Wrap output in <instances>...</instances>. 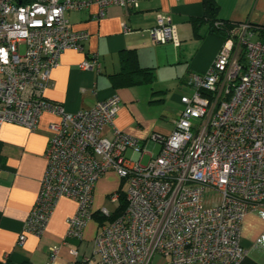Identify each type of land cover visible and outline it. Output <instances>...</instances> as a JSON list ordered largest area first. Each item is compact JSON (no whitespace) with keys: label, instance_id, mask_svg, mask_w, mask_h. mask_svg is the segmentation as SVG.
Returning <instances> with one entry per match:
<instances>
[{"label":"built area","instance_id":"built-area-1","mask_svg":"<svg viewBox=\"0 0 264 264\" xmlns=\"http://www.w3.org/2000/svg\"><path fill=\"white\" fill-rule=\"evenodd\" d=\"M140 0H0V128L15 123L34 131L39 116H59L48 126L46 166L38 196L17 243L28 234L44 233L61 197L76 202L66 219V237H82L93 217V189L113 171L128 184L126 206L112 221L99 225L94 251L81 262L90 264H239L245 214L264 203V39L248 22L234 25L203 73H191V95L181 97L182 109L168 135L153 133L148 141L160 149L147 163L140 140L115 124L120 106L114 94L88 109L67 112L45 99L50 72L66 49L82 50L85 31H73L65 14L96 4L95 18L108 6L127 10ZM123 31L129 28L122 24ZM157 44L179 45L175 24L157 14L148 30ZM96 67L97 54L81 63ZM105 127L112 138L103 134ZM130 152V155L127 153ZM219 195L210 206L205 196ZM118 192L109 195L118 201ZM109 217L112 212L98 208ZM70 254L75 258L76 249ZM51 246L44 264H52Z\"/></svg>","mask_w":264,"mask_h":264},{"label":"crops","instance_id":"crops-1","mask_svg":"<svg viewBox=\"0 0 264 264\" xmlns=\"http://www.w3.org/2000/svg\"><path fill=\"white\" fill-rule=\"evenodd\" d=\"M213 2L217 6V19L235 25L248 22L264 28V0ZM97 12V5L91 4L65 14L70 28L87 32L88 38L82 50L69 48L60 54L58 65L50 72L45 99L61 104L67 112H76L116 94L120 106L114 124L140 140L146 150L143 156L148 160L160 149L148 138L153 133L168 135L182 109V104H176V112H169L167 103H178L182 96L191 95L192 88L187 84L189 75L203 73L209 68L222 39L209 32L206 22L193 21L203 18L204 0H140L135 10L111 5L103 16L95 18ZM157 14L169 17L175 24L178 46L157 44L151 38L148 30L155 26ZM122 24L129 31L124 32ZM124 50L135 51L139 65L152 69L150 82L129 85L113 78L120 71L119 54ZM91 54H97L100 72L95 66L81 68V63ZM167 112L176 117L164 132L159 123L167 118ZM59 120V116L44 112L34 131L15 123H4L0 128V262L3 264H44L51 246L57 247L52 264H73L93 254V241L100 223L92 217L83 227L80 239L66 237V219L76 211V202L67 197L57 201L42 236L28 234L22 245L17 243L40 190L50 137L48 126ZM103 134L112 138L108 127ZM112 173L115 174L106 172L95 183L92 204L95 212L98 208L94 200L96 203L100 196L110 191ZM120 181L123 182L119 180L115 191L120 188ZM240 241L246 254L239 264H264V203L245 214ZM71 249L77 250L76 258L70 254ZM166 263V259L158 256L152 261V264ZM90 264H97L96 259Z\"/></svg>","mask_w":264,"mask_h":264},{"label":"trees","instance_id":"trees-1","mask_svg":"<svg viewBox=\"0 0 264 264\" xmlns=\"http://www.w3.org/2000/svg\"><path fill=\"white\" fill-rule=\"evenodd\" d=\"M204 6H205V14L203 18L194 19L193 21L206 22L209 26L208 30L210 33L217 35L222 39V41L225 40L229 30L233 28L235 24L216 18L217 6L213 2V0H204ZM251 26L258 35V37L260 39H264V28H259L252 24ZM119 58L121 62V68L117 74L113 75V78L118 79L119 81L121 79L124 83L129 85L148 83L152 80L153 78L152 69L147 67H142L139 65L135 51L124 50L120 52ZM116 192H118L119 194V198H118L119 205L108 218L100 215L97 212L93 214V217H96L100 224L112 221L118 214H120L124 210L126 206L125 193L121 192L120 188ZM0 264L3 263L0 262Z\"/></svg>","mask_w":264,"mask_h":264},{"label":"rangeland","instance_id":"rangeland-1","mask_svg":"<svg viewBox=\"0 0 264 264\" xmlns=\"http://www.w3.org/2000/svg\"><path fill=\"white\" fill-rule=\"evenodd\" d=\"M172 99L174 100V98H172ZM176 104H178V105L182 104L181 103V98H180V101L178 99V103H176L174 101L173 102L171 101L170 103L168 102L167 103L168 111L171 112L172 110H174V112H176V109H175L176 108ZM173 117L174 116H171L167 112V118H165L164 120H162V122L159 123L160 126H163V130L162 131H164V132L168 131V129L170 128L169 127L170 126V121H171V119H173ZM148 160H147V156H145V157L143 156L142 163L145 164V163L148 162ZM111 180H112V183H110L111 189L106 194L107 196L106 195L105 196L104 195L100 196V198H98V200H96V203H95V200H94V204L96 205L97 208H104V209L108 210L109 212L115 211L116 208L119 205L118 201L111 202V200L109 199V195L112 194L113 192H115L120 178L118 177V175L116 173L115 174L112 173L111 174ZM120 185H121L120 186V191L125 193L127 191V189H128V184L123 181V182L120 183ZM212 199H214L215 203H216V201H218L220 198H219V195H215V194L209 195L208 197L205 196L204 205L205 206L213 205L214 203L210 202Z\"/></svg>","mask_w":264,"mask_h":264}]
</instances>
